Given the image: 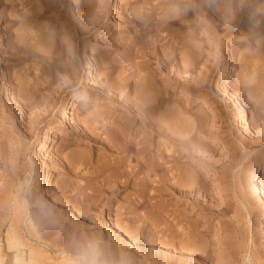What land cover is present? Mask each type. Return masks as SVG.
Here are the masks:
<instances>
[{"label": "rangeland", "instance_id": "374dc122", "mask_svg": "<svg viewBox=\"0 0 264 264\" xmlns=\"http://www.w3.org/2000/svg\"><path fill=\"white\" fill-rule=\"evenodd\" d=\"M157 1L0 0L1 264H264V0Z\"/></svg>", "mask_w": 264, "mask_h": 264}, {"label": "bare ground", "instance_id": "6f19581e", "mask_svg": "<svg viewBox=\"0 0 264 264\" xmlns=\"http://www.w3.org/2000/svg\"><path fill=\"white\" fill-rule=\"evenodd\" d=\"M160 1H165V0H160ZM160 1H157V3H156V9L158 10V8H160V7H158V4L160 3ZM159 2V3H158ZM154 6V7H155ZM188 6V5H187ZM191 8V7H190ZM153 11H155V9L153 10ZM162 11V10H161ZM191 11V10H190ZM190 11H187V10H175L174 12H172L171 14H165V13H163V11L161 12L163 15V17H161V19L160 20H165V19H170V18H185V17H188V16H190L191 15V13H192V11L190 12ZM159 12V11H158ZM160 13V14H161ZM157 20H159V19H157ZM162 22H165V21H162ZM159 24H160V22H158ZM161 24H163V23H161ZM251 28V27H250ZM260 28H259V26L257 25V26H254L253 27V31H258ZM252 31V32H253ZM192 46V45H191ZM190 46V48H187V50H189L188 52H187V55H188V57L186 58V66H185V71H190V68H189V66H191L192 64H191V62L193 61V46L191 47ZM178 68V70H180L181 69V67L180 66H178L177 67ZM227 83H229V82H232L233 81V75L232 74H229V78H227L226 80H225ZM72 100H71V102H75V100H76V95L75 94H73L72 96ZM145 99H146V97H145ZM151 100H149V102H150ZM148 101H146V102H144V101H142V103H143V105H146L147 107H145L146 109V116H147V119H148V123L149 124H151V125H153L154 126V128H157L158 126L155 124V122H154V120H153V118L151 117V115H150V110L148 111V109H150V108H148V105H149V103L148 104H146ZM150 106V105H149ZM144 108V107H143ZM144 110V109H143ZM144 110V111H145ZM145 113V112H144ZM245 116H247V112L245 113V110L244 109H242V110H240L239 112H238V114H237V120H238V124H239V126H243L244 124H245ZM64 117H68V113H66L65 111H64ZM122 131V130H121ZM121 133V132H120ZM123 133V132H122ZM122 136V135H121ZM124 136V135H123ZM117 139V138H116ZM172 139V140H171ZM115 140V139H114ZM170 140L171 141H175V140H177V139H175V138H170ZM114 143V142H113ZM117 143H118V141H117ZM121 143V142H120ZM122 144V143H121ZM126 144V143H125ZM122 146V145H121ZM125 147V146H124ZM46 148H48V146L46 147ZM122 148V147H121ZM120 149V148H119ZM125 149H128L127 148V146H126V148ZM123 150V149H122ZM124 151H126V150H124ZM172 154H173V152H172ZM175 154H177V153H175ZM171 155V154H170ZM172 156V155H171ZM176 155H174L173 154V157H175ZM123 158H125V156L123 157ZM171 158V157H170ZM172 160H173V158H171ZM148 161V160H147ZM149 163H146V166H148L147 168H149L148 170H152V169H157V167H158V163L155 161L154 163L152 162V163H150V160L148 161ZM160 166V165H159ZM153 170V171H154ZM260 174H264V163L261 165V166H257V167H255V168H253L252 170H251V172H250V174L248 175L249 177H248V180L250 181V183L252 184V187L255 189V191L259 194V193H261V195H262V199H264V187H263V185H261V187H260V184H259V181H258V178H259V175ZM53 175H54V172L52 171V169H50L49 170V172H48V176H44V177H42V178H40L39 179V181H38V183H37V185L40 187V189L41 190H44V183L45 182H50L51 180H52V178H53ZM120 177V176H119ZM124 179H125V177H124ZM176 179H178V178H176ZM117 180H119V178L117 179ZM116 180V184H117V186H122V185H125L126 184V182H128V180H129V178L127 179H125V180H119V181H117ZM179 180V179H178ZM186 181V182H184V181ZM183 180H180V181H178V182H175L174 181V183L173 184H170L169 185V187H171L172 189H175V187H177L178 188V186L180 187V185H185V186H182V187H186V188H193V178H192V176L190 177V176H188V177H186V179H183ZM183 182V183H182ZM172 183V182H171ZM180 184V185H179ZM181 188V187H180ZM263 226H264V220H263ZM26 230L28 231V234L29 235H35V236H37V232L34 230V227H33V224H32V222L29 220L28 221V227L26 228ZM9 233V232H8ZM124 233H126L125 231H124ZM126 235H128V234H126ZM10 239V238H9ZM13 241V240H12ZM11 244H13V242H11V241H9ZM37 250V249H36ZM42 252V251H41ZM45 258H44V263L43 264H76V261L75 260H73L72 258H66V257H68V256H66V257H64V256H62L61 255V259L60 260H55V259H52V258H50V256H44ZM27 261H28V264H41L42 263V259H40L39 257H36L35 255H33L32 253H28V257H27ZM1 264V263H0Z\"/></svg>", "mask_w": 264, "mask_h": 264}]
</instances>
